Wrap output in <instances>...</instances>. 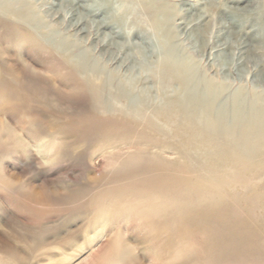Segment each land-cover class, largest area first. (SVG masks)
I'll return each mask as SVG.
<instances>
[{"label": "rangeland", "instance_id": "obj_1", "mask_svg": "<svg viewBox=\"0 0 264 264\" xmlns=\"http://www.w3.org/2000/svg\"><path fill=\"white\" fill-rule=\"evenodd\" d=\"M49 1L61 4L60 13H70L71 4L62 2L71 0ZM77 1L86 6L93 0ZM103 1L108 17L124 31L116 39L126 58L118 73L140 75L147 80L142 88L152 89L149 71L169 41L200 75L231 86L227 94L239 86L264 91V0ZM153 17L159 28H153ZM65 22L52 26L60 31L58 38L64 36ZM2 24L0 169L9 181L0 180V264H264V202L259 196L246 203V194L239 192L222 213L194 220L172 219L165 212L163 219L162 212L148 218L128 210L151 196L149 187L161 174L170 171L180 178L178 153L158 149L160 142L136 122L100 114L79 91L81 83L74 82L69 67L47 52L46 42L28 44L26 32L18 40ZM9 64L28 78L21 82ZM5 126L28 142V153L10 146ZM123 244L132 253L114 261Z\"/></svg>", "mask_w": 264, "mask_h": 264}, {"label": "bare ground", "instance_id": "obj_2", "mask_svg": "<svg viewBox=\"0 0 264 264\" xmlns=\"http://www.w3.org/2000/svg\"><path fill=\"white\" fill-rule=\"evenodd\" d=\"M63 3L71 4L68 7L70 13H60L61 4L56 5L49 0H0V21L3 27L12 30L14 38L23 37L21 33L26 32L28 38L24 40L28 42H23L34 46H42L40 41L46 42L47 52L59 57L61 63L69 67V75L73 76L74 82L78 80L81 83L80 88L78 83L79 91L83 90L89 96L91 105L100 114L113 113L132 120L161 143L156 145L158 149L164 146L178 153L180 178L175 180L176 174L174 176L169 171L170 175L161 174L156 184L147 177L149 185L150 181L155 184L154 188L149 187L151 196L143 198V201L133 200L137 202L128 210H136L148 218L149 214L155 217L158 215L156 212H162V219L166 213L172 219L194 220L199 216L222 213L231 201L239 198V192L246 194L243 198L246 203H252L254 196L261 197L264 202V91H248L239 86L233 93L229 89L231 93L228 95L229 85L200 75L203 73L199 74L196 66L177 54L174 45L168 41L149 71L155 80V86L152 84V89L150 87L154 91L150 93V89L142 88L147 80L138 78L140 75L134 76L133 73L130 76L127 71L118 73L120 68H125L126 58L120 53L124 45L118 44L116 39L122 38L124 31L115 27L114 20L108 17V4L103 0H93L86 6H81L77 0ZM44 7L47 12H44ZM98 16H101L99 20H95ZM60 21H66L67 26L64 27V36L58 38L60 31L52 26H59ZM152 22L154 29L161 26L155 17ZM186 31L189 32L188 29ZM167 32L169 34L170 31ZM173 37L169 35L170 39ZM3 50L0 48L4 53ZM115 64L117 68H109ZM11 69L17 71L21 82L28 78L16 66L11 65ZM6 132L13 149L17 146L25 154L30 151L28 142L16 135L13 129ZM2 138L0 135V146L3 145ZM0 180L4 183L9 181L1 169ZM126 203L130 205L131 202ZM254 226L256 228L257 225ZM120 250L114 261L123 253L124 257L132 253L126 244Z\"/></svg>", "mask_w": 264, "mask_h": 264}]
</instances>
